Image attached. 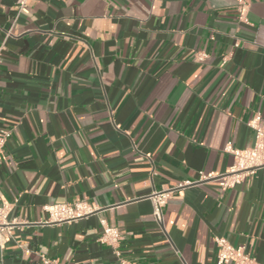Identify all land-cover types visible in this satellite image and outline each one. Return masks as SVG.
<instances>
[{
  "label": "crops",
  "instance_id": "0c3cea01",
  "mask_svg": "<svg viewBox=\"0 0 264 264\" xmlns=\"http://www.w3.org/2000/svg\"><path fill=\"white\" fill-rule=\"evenodd\" d=\"M247 2L242 20L238 0H0V196L17 221L0 264H217V235L264 263V169L221 177L264 117V0ZM187 180L157 222L151 194ZM77 202L94 211L49 222L45 206Z\"/></svg>",
  "mask_w": 264,
  "mask_h": 264
},
{
  "label": "built area",
  "instance_id": "2783aa9c",
  "mask_svg": "<svg viewBox=\"0 0 264 264\" xmlns=\"http://www.w3.org/2000/svg\"><path fill=\"white\" fill-rule=\"evenodd\" d=\"M22 10L26 9V0H20ZM238 10L242 20H246L248 10L247 0H238ZM248 125L255 130L254 145L247 148H237L227 144L226 151L231 153L234 158L233 164L229 167L226 174H223V189L233 187L241 183L247 176L254 174L258 169H264V117L260 112H255L249 120ZM10 136V132L0 129V159L3 154L4 146ZM211 176L201 172V180L208 179ZM196 182L184 181L176 187L155 190L151 194L153 202V217L161 223L163 221L164 207L175 189L183 188L187 185H193ZM13 204L0 196V248H4L13 236V229L17 224L16 220H10L9 214ZM49 212V222L60 223L67 222L77 218L84 217L94 211V208L86 202L77 203H58L45 206ZM123 239L121 231L112 225L104 224L101 241L112 246L116 254L119 252V244ZM214 241L217 247L216 263L217 264H264L250 255L244 246L233 245L224 236H215ZM44 264H59L57 261L50 260L44 255L41 256ZM121 264H133L125 259H121Z\"/></svg>",
  "mask_w": 264,
  "mask_h": 264
}]
</instances>
